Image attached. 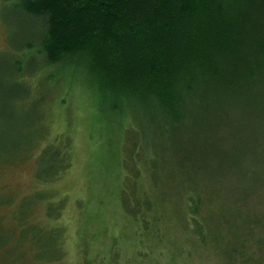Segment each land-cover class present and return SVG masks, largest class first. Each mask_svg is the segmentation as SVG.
Listing matches in <instances>:
<instances>
[{"label": "rangeland", "instance_id": "374dc122", "mask_svg": "<svg viewBox=\"0 0 264 264\" xmlns=\"http://www.w3.org/2000/svg\"><path fill=\"white\" fill-rule=\"evenodd\" d=\"M33 30L0 0V264H264V161H243L246 141L230 149L227 135L203 133L209 150L184 148L191 165L162 166L153 186L145 168L130 164L132 110L77 71L30 69L31 53L17 45ZM11 61L26 71L12 75ZM50 142L65 159L41 176L37 158ZM184 174L199 189L196 232L179 183L171 185ZM130 186L151 198L148 214L134 218L123 204Z\"/></svg>", "mask_w": 264, "mask_h": 264}, {"label": "trees", "instance_id": "16d2710c", "mask_svg": "<svg viewBox=\"0 0 264 264\" xmlns=\"http://www.w3.org/2000/svg\"><path fill=\"white\" fill-rule=\"evenodd\" d=\"M5 1L34 24L17 45L31 53L30 69L40 63L47 77L77 71L132 110L134 123L125 138L130 164L145 168L153 186L162 166L169 169L179 159L191 165L184 148L198 144L202 152L209 150L202 146L203 133L227 135L230 149L246 141L243 161H264V149L258 151L264 142V0ZM23 64L11 61L12 75ZM64 151L57 142L45 145L37 158L39 174L57 173ZM182 177L171 185L179 183L196 232L199 189ZM122 192L134 218L152 209L147 193L133 186Z\"/></svg>", "mask_w": 264, "mask_h": 264}]
</instances>
